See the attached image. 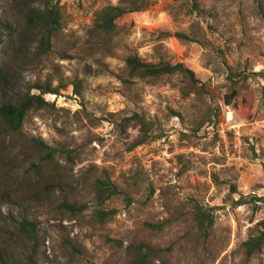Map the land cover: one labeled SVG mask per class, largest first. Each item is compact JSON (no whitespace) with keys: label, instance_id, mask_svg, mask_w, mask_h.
<instances>
[{"label":"rangeland","instance_id":"374dc122","mask_svg":"<svg viewBox=\"0 0 264 264\" xmlns=\"http://www.w3.org/2000/svg\"><path fill=\"white\" fill-rule=\"evenodd\" d=\"M59 3L52 51L39 54L32 31L25 65L16 58L25 15L0 0V71L13 70L22 93L67 86L19 132L0 118V264H27L32 253L38 264H130L139 244L165 250L152 264H264V249L243 248L264 227V0H152L107 34L95 18L120 0ZM129 57L183 64L198 83L131 77ZM7 99L0 93V105ZM133 115L152 137L129 150L139 127L119 124ZM106 175L122 194L99 206L94 184ZM199 208L214 218L207 234ZM100 210L116 215L100 223ZM24 219L37 224V243L19 234Z\"/></svg>","mask_w":264,"mask_h":264},{"label":"trees","instance_id":"16d2710c","mask_svg":"<svg viewBox=\"0 0 264 264\" xmlns=\"http://www.w3.org/2000/svg\"><path fill=\"white\" fill-rule=\"evenodd\" d=\"M18 8L25 15L27 28L30 32L21 31L18 33L21 45L18 48L16 58L22 59L27 64H32L29 58V50L26 44L33 35L32 31L38 33V52L41 55H47L52 51L53 39L62 30V13L59 0H15ZM152 6V0H120L118 5L108 6L101 10L95 18V31L97 33H111L116 27V22L125 15L142 12ZM37 36V35H36ZM169 36V35H168ZM180 40L190 41L189 37L183 34H176ZM127 69L131 77L142 80H160L166 76L178 75L186 80H189L192 86H196L198 80L195 73L185 67L183 64H171L160 61L159 63H145L138 57H129L126 60ZM75 94H80L81 83L73 82ZM64 87H52L50 81L44 83H34L26 87V91L22 93L20 80L13 70L9 67H4L0 71V93L7 99L0 105V118L4 125L13 132H19L26 120L27 115L32 110L43 109L49 106L45 100V95H60ZM37 90L39 93H32ZM233 96H236L233 93ZM133 123L139 127L140 136L130 146L129 150H133L139 146L146 144L151 139L152 124L147 122L139 115H133L126 118L123 123L119 124L122 133L126 132L128 124ZM35 144L43 151H47L48 147L41 141L35 140ZM47 156H51L48 152ZM233 192L235 187H232ZM94 192L97 204L103 206L106 202L122 194L120 189L111 180L109 176L97 179L94 184ZM63 207L67 210L77 211L76 207L63 203ZM82 208V207H80ZM81 209H78L80 211ZM116 212L114 210H100L96 212V219L100 223L110 221ZM195 221L201 233L207 234L210 227L213 225L214 218L211 214L206 213L202 209H197ZM153 229H160L162 225H150ZM264 226V225H263ZM19 234L27 239L37 243L38 240V227L37 224L29 221L22 220L19 225ZM243 248L247 256H253L260 253L264 249V227L257 235L250 237L245 243ZM131 251L132 260L130 264H152L154 257H161L165 252L163 249L153 248L146 244H139L137 246L129 247ZM9 264V263H5ZM27 264H38L35 259V253L28 257Z\"/></svg>","mask_w":264,"mask_h":264}]
</instances>
